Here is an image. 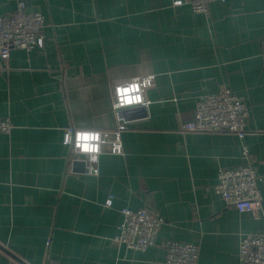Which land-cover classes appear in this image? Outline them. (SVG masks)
<instances>
[{"label":"crops","instance_id":"crops-1","mask_svg":"<svg viewBox=\"0 0 264 264\" xmlns=\"http://www.w3.org/2000/svg\"><path fill=\"white\" fill-rule=\"evenodd\" d=\"M18 1L45 17L44 45L0 59V118L13 124L0 133V264H164L167 240L197 245L198 264H238L241 237L264 234V0L213 2L208 15L191 0H0V15ZM145 75L150 104L124 111L123 154L100 155L97 176L70 161L65 129H113L112 86ZM222 87L250 110L262 196L250 213L213 191L219 169L244 163L238 139L179 131ZM142 207L164 221L156 244L114 243L120 210Z\"/></svg>","mask_w":264,"mask_h":264},{"label":"built area","instance_id":"built-area-1","mask_svg":"<svg viewBox=\"0 0 264 264\" xmlns=\"http://www.w3.org/2000/svg\"><path fill=\"white\" fill-rule=\"evenodd\" d=\"M225 0H191L190 6L195 14L208 15L209 5L213 2ZM181 0H174V5H180ZM45 17L29 11L24 2L18 1L16 9L11 14L0 15V59L7 61L11 50L29 52L35 47H43L42 29ZM155 75L135 77L116 83L112 86L111 111L116 117V125L106 131L82 130L67 128L64 131L63 144L70 149L69 160L72 156L84 157V170L94 176L98 175L99 156L108 153L123 154L122 133L125 130L126 119L123 111L134 108H146L150 101L145 98V92L154 84ZM135 84L137 93L141 95V102L123 106L120 92L124 88ZM248 105L227 87L215 94L200 97L190 115L182 117L179 131L199 134H231L234 135L242 148L244 163L232 169H219L217 181L213 187L214 193L220 197L226 206L234 208L239 213H250L261 209L262 196L258 188V175L252 161L249 159L245 138L249 135L246 122L249 117ZM13 128L8 117L0 118V133L8 135ZM80 134H90L97 137L89 144L97 146L96 153H86L79 147ZM92 156L96 159L93 160ZM109 198L104 206L110 207ZM122 217L118 226V233L113 242L123 245L132 251H146L156 244V237L163 219L153 209L142 207L137 210L122 208ZM164 250V264H198L199 247L192 243H181L167 240L160 243ZM53 264V263H48ZM238 264H264V234H244L238 245Z\"/></svg>","mask_w":264,"mask_h":264},{"label":"clouds","instance_id":"clouds-1","mask_svg":"<svg viewBox=\"0 0 264 264\" xmlns=\"http://www.w3.org/2000/svg\"><path fill=\"white\" fill-rule=\"evenodd\" d=\"M130 93H137V86L135 84L130 87L124 88L121 90L120 95L122 97L121 104L123 106L139 104L141 102V95L134 94L129 95ZM78 141H82L83 143L79 145L81 150L86 153H96L97 146L95 144H89V141H96L97 137L95 135L90 134H80L77 137ZM92 159L95 160L96 157L92 156Z\"/></svg>","mask_w":264,"mask_h":264},{"label":"water","instance_id":"water-1","mask_svg":"<svg viewBox=\"0 0 264 264\" xmlns=\"http://www.w3.org/2000/svg\"><path fill=\"white\" fill-rule=\"evenodd\" d=\"M122 114H123L124 118L126 119L127 117H126V114L124 115V111H123V113H122ZM126 120H127V119H126Z\"/></svg>","mask_w":264,"mask_h":264}]
</instances>
